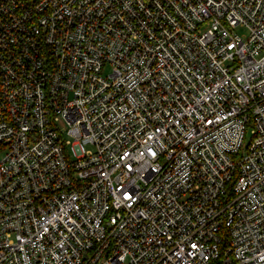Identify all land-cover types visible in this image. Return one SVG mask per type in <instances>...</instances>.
Wrapping results in <instances>:
<instances>
[{"label": "built area", "instance_id": "2783aa9c", "mask_svg": "<svg viewBox=\"0 0 264 264\" xmlns=\"http://www.w3.org/2000/svg\"><path fill=\"white\" fill-rule=\"evenodd\" d=\"M0 264H264V0H0Z\"/></svg>", "mask_w": 264, "mask_h": 264}, {"label": "rangeland", "instance_id": "374dc122", "mask_svg": "<svg viewBox=\"0 0 264 264\" xmlns=\"http://www.w3.org/2000/svg\"><path fill=\"white\" fill-rule=\"evenodd\" d=\"M236 31H237V33H239L240 35H243V34L246 33V30H245V29H242V28H238ZM109 71H110V68H107V69L105 70V73L108 74ZM58 127H59L60 131L64 134V136H65V140H66V141H72V139L69 137V135H67L68 126H67L66 122L63 121V120H60L59 123H58ZM248 143H249V139L247 140L246 145H247Z\"/></svg>", "mask_w": 264, "mask_h": 264}]
</instances>
